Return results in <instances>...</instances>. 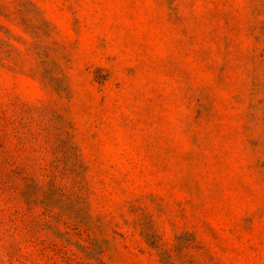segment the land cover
<instances>
[{"label":"rangeland","instance_id":"1","mask_svg":"<svg viewBox=\"0 0 264 264\" xmlns=\"http://www.w3.org/2000/svg\"><path fill=\"white\" fill-rule=\"evenodd\" d=\"M0 264H264V0H0Z\"/></svg>","mask_w":264,"mask_h":264}]
</instances>
